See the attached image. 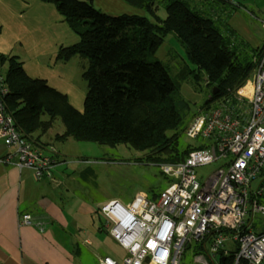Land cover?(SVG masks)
<instances>
[{"label":"trees","instance_id":"obj_1","mask_svg":"<svg viewBox=\"0 0 264 264\" xmlns=\"http://www.w3.org/2000/svg\"><path fill=\"white\" fill-rule=\"evenodd\" d=\"M40 1L53 4L79 38L76 44L61 47L55 61L67 63L78 57L88 62L83 73L88 91L80 112L66 94L30 77L18 57L0 54L1 67L8 64L6 74H0L8 89L6 109L22 137L42 147L43 137L60 119L65 130L56 140L73 138L111 147L125 143L144 152L146 163H179L193 150L182 145L187 118L218 100H232L253 72L254 57L258 60L264 53V42L248 51L245 42L236 41L232 28L224 33L214 20L193 12L187 0H166L164 20L157 16L156 0H123L151 17L110 15L98 10L93 0ZM169 34L196 65L194 70L183 67L181 79L197 91L201 81L210 89L197 111L180 96V83L155 57ZM194 248L195 256L207 255V245ZM235 255L236 249L222 264H232Z\"/></svg>","mask_w":264,"mask_h":264},{"label":"built area","instance_id":"obj_2","mask_svg":"<svg viewBox=\"0 0 264 264\" xmlns=\"http://www.w3.org/2000/svg\"><path fill=\"white\" fill-rule=\"evenodd\" d=\"M7 94L0 75V139L9 150L4 162L32 169L37 180L52 178L55 150L22 137L6 109ZM185 136L197 144L183 161L161 166L170 185L156 199L138 194L129 205L115 200L100 208L106 230L128 254L121 263L104 258L98 264H180L192 243L207 245L219 264L235 249L232 264H264V229L247 228L264 216V53L233 99L194 116ZM214 163L219 167L198 177L197 169ZM32 223L30 215L21 218Z\"/></svg>","mask_w":264,"mask_h":264},{"label":"crops","instance_id":"obj_3","mask_svg":"<svg viewBox=\"0 0 264 264\" xmlns=\"http://www.w3.org/2000/svg\"><path fill=\"white\" fill-rule=\"evenodd\" d=\"M93 3L110 15L143 14L123 0H93ZM0 27V53L17 56L30 77L43 78L53 88L66 93L64 86L73 80L75 68L58 65L56 45H74L79 38L73 36L56 7L40 0H0ZM48 50L51 58L47 64L54 62L51 70L62 72L61 79L52 74L48 65H43L41 55ZM56 136L43 137L45 150H55L52 153L55 165L52 178L42 180H37L32 169H19L4 162L9 150L0 139V264H98L104 258L121 263L128 253L112 239L99 213L104 204L115 199L103 194L94 200L88 189H82L85 194L75 193L66 185L63 189L55 173L62 171L66 175L67 170L62 169L69 162L63 150L56 146ZM82 161L75 163L67 177L79 175L85 181L93 174L90 162ZM24 215L32 217L31 225L21 224ZM247 228L259 233L264 225L256 223L254 218ZM196 258L203 264H219L209 254Z\"/></svg>","mask_w":264,"mask_h":264},{"label":"rangeland","instance_id":"obj_4","mask_svg":"<svg viewBox=\"0 0 264 264\" xmlns=\"http://www.w3.org/2000/svg\"><path fill=\"white\" fill-rule=\"evenodd\" d=\"M165 1L166 0H156V6L158 8L157 16L162 20L167 17L164 5ZM187 2L193 12L214 20L224 33H226V28H234L238 37L236 41L245 42L248 51L256 49L263 44L264 29L262 26L264 23V0H187ZM139 11L143 13L142 15L151 17L146 12L142 10ZM71 32L73 31L71 30ZM74 34L73 32V36L76 35ZM52 41L56 44L55 39H52ZM69 46L72 45H56L55 57L61 47ZM43 53L44 54L41 55L43 57V65H48V69L52 74L61 79L63 75L62 72L51 70L54 62L47 64L51 58V52L48 50ZM3 55L8 56V54ZM155 57L167 67L172 78L180 83V96L189 101L193 105V110L197 111V108L201 107L208 99L210 89L206 87L204 81H201V87L197 91L190 81L181 79L180 70L183 71V67L188 66L190 69L194 70L196 65L188 59L184 48L173 34H169L165 38ZM258 60L254 57L255 63H257ZM87 63L86 59L78 57L73 58V60L67 63H58L59 66L70 65L73 66V69L75 68L73 80H70V82L68 80L64 86L66 93L60 92L66 94L71 104L77 107V110L80 112L84 110V101L88 91L87 82L83 78V73L88 67ZM7 69V63H5L3 67L0 65V74L5 75ZM73 69L69 71V74ZM185 76L186 78L188 77L187 72ZM192 118V114L187 118L188 124ZM64 130L65 127L62 121L57 119L53 128L46 133L44 138L56 136L57 134L62 135L61 133H64ZM196 144L195 141L189 140L186 136L182 138L183 146ZM56 146L63 150L67 155L65 159L69 162L67 168L62 169L67 170L66 175L62 171H56L55 173L61 185L63 183V189L66 185L68 188L75 190V193L78 192L81 194H85L82 189H88L90 197L94 200L99 199L104 194L111 196L113 199L126 206L129 205L138 194L142 193L148 196H154L170 185L168 178L163 175L161 171V166L164 163L159 165L146 163V154L129 144L124 143L111 147L69 138V140L65 142L57 140ZM82 160L90 162L89 167L93 174L85 181L79 175H75L74 178H72L73 174L67 177L70 171L74 170L75 163L83 162ZM218 167L219 163H214L199 168L197 169L198 177L205 178ZM255 185L256 184H254V186ZM79 197L82 198L83 196L79 194ZM255 221L258 224L262 223L264 225V216L257 215ZM196 244L197 243H192L190 247L186 249L180 264H203L198 262L196 258L198 256H195L196 252L194 247Z\"/></svg>","mask_w":264,"mask_h":264},{"label":"water","instance_id":"obj_5","mask_svg":"<svg viewBox=\"0 0 264 264\" xmlns=\"http://www.w3.org/2000/svg\"><path fill=\"white\" fill-rule=\"evenodd\" d=\"M208 255V254H207Z\"/></svg>","mask_w":264,"mask_h":264}]
</instances>
